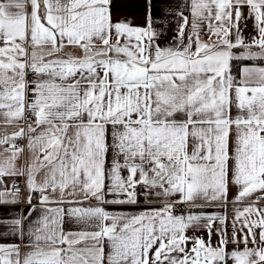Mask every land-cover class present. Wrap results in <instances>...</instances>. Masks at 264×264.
Returning <instances> with one entry per match:
<instances>
[{
    "label": "snow or ice",
    "instance_id": "6c2138e0",
    "mask_svg": "<svg viewBox=\"0 0 264 264\" xmlns=\"http://www.w3.org/2000/svg\"><path fill=\"white\" fill-rule=\"evenodd\" d=\"M0 124V264H264V0H0Z\"/></svg>",
    "mask_w": 264,
    "mask_h": 264
},
{
    "label": "crops",
    "instance_id": "0c3cea01",
    "mask_svg": "<svg viewBox=\"0 0 264 264\" xmlns=\"http://www.w3.org/2000/svg\"><path fill=\"white\" fill-rule=\"evenodd\" d=\"M4 125L0 124V129H3ZM11 181H8L9 187L11 186ZM34 203L36 201H33ZM24 205H6V204H0V214L11 212L14 210H17L18 208H22ZM209 211H215L216 209H207ZM215 239V238H214Z\"/></svg>",
    "mask_w": 264,
    "mask_h": 264
},
{
    "label": "built area",
    "instance_id": "2783aa9c",
    "mask_svg": "<svg viewBox=\"0 0 264 264\" xmlns=\"http://www.w3.org/2000/svg\"><path fill=\"white\" fill-rule=\"evenodd\" d=\"M10 187H12L14 189L15 188V185L13 183H11V186Z\"/></svg>",
    "mask_w": 264,
    "mask_h": 264
}]
</instances>
